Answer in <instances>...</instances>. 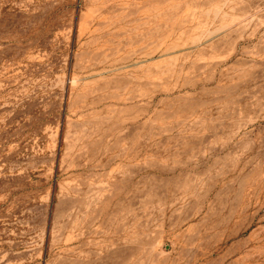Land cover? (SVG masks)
Listing matches in <instances>:
<instances>
[{
  "label": "rangeland",
  "instance_id": "rangeland-1",
  "mask_svg": "<svg viewBox=\"0 0 264 264\" xmlns=\"http://www.w3.org/2000/svg\"><path fill=\"white\" fill-rule=\"evenodd\" d=\"M0 264H264V0H0Z\"/></svg>",
  "mask_w": 264,
  "mask_h": 264
}]
</instances>
